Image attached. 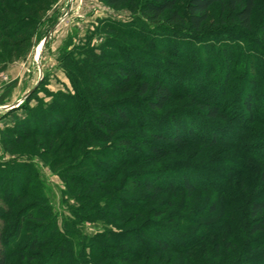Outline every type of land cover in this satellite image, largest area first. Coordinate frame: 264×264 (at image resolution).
Listing matches in <instances>:
<instances>
[{"label":"rangeland","instance_id":"rangeland-1","mask_svg":"<svg viewBox=\"0 0 264 264\" xmlns=\"http://www.w3.org/2000/svg\"><path fill=\"white\" fill-rule=\"evenodd\" d=\"M188 1L177 0L174 7L183 17ZM166 19H145L137 10H113L98 0H0L3 264H122L124 257L123 264H224L237 258L220 251L215 259L213 243H198V235L222 219L230 200L244 209L262 167L250 158L240 161L242 144L232 140L243 117L210 119L202 101L219 96L224 86L223 108L241 104L254 92L252 82L258 99L264 98V0H255L249 29L226 3L213 4L197 31ZM116 25L129 37L108 29ZM124 57L136 79L121 85L125 80L114 67L126 65ZM145 79L149 90L157 82L172 86V99L159 111L149 110L148 97L136 94ZM115 104L133 105L126 107L127 121L115 115ZM97 108L108 110V120L94 113ZM258 127L251 129L264 130ZM212 128L218 130L215 145ZM175 132L185 144L152 139V134L171 139ZM193 137L198 141L190 142ZM120 140L131 145L118 146ZM153 146L164 153H151ZM134 176L139 183L145 178L160 184L169 177L178 185L155 195L133 188ZM181 177L211 189H181ZM171 202L163 216L175 213L170 228L192 237L189 241L178 242L155 227L167 226L152 211ZM240 219L222 228L237 237L238 254L247 244ZM139 230L186 248L159 251L148 241L151 256L132 260L140 252L132 235Z\"/></svg>","mask_w":264,"mask_h":264},{"label":"trees","instance_id":"trees-1","mask_svg":"<svg viewBox=\"0 0 264 264\" xmlns=\"http://www.w3.org/2000/svg\"><path fill=\"white\" fill-rule=\"evenodd\" d=\"M99 2L103 3L105 6L113 9V10H120L123 8L129 9L131 12H137L145 19L149 20H159L162 17L166 15L167 19L166 21L173 24L178 25H184L187 23L188 27L191 30H199L200 27L207 21L208 18V11L210 7L215 3H226V7L229 8L231 11H235L236 18L238 20V23L242 28L249 29L251 22L250 19L252 17V13L255 9V0H189L187 4V14L185 17L178 14V12L174 9L177 0H98ZM117 27L112 28L113 26H105L109 27L110 31L115 32L119 35H122L124 37H129L126 32L123 31V28L119 25H116ZM10 35V34H8ZM7 38H9L7 36ZM134 39V38H133ZM114 53V55H118L116 52V47H110ZM107 55V54H106ZM121 58H119L120 60ZM122 60L126 63L125 64H115V72L122 76L125 80V82L121 85L126 84L127 82H130L132 80L136 79V70L133 69V66H130L128 64V59L124 57ZM139 81V80H138ZM140 85L139 90L136 92V94L139 97H148L147 101H145L144 105L151 110V111H159L161 110L171 99L173 96L172 92V86L169 82L163 81V82H157L153 84L152 89L149 90L148 86L150 85L148 79L139 81ZM252 82V89L254 92H250L247 95L244 96L242 99L241 104H233L229 108L224 109L223 103L225 102V91L226 87L222 88L221 93L219 96H215V98L208 97V99H205L202 101V103L205 105V111L206 115L210 119L214 118H222L225 120H231L234 119V121H240L243 117L244 123H242L236 130L235 135L233 136L234 143L242 144L241 154L243 155L242 159L240 161H243L246 158H250L254 160V165L261 168L260 176L256 178L255 183L250 188V192L252 193L249 198L245 201V207L242 210L240 206H237L239 203H232L230 200V203H228L227 207L225 208L224 215L222 216V219L218 220L215 223L210 224L209 226H203L204 229L200 231V234L198 237H202V239L198 243H202L204 241L209 240L213 243V252L215 259L220 258L221 256L220 251H222V256L226 254L229 255V253L234 252V256H237L236 259L229 261L224 264H251L252 261H263L259 264H264V130H255L251 129L253 125L259 126L258 128L261 129L264 126V120L260 119V116L264 114V98L257 97L255 93V87H257V83ZM195 92V90H194ZM240 97V96H239ZM222 101V102H221ZM133 104V103H132ZM128 105L125 106L115 104L114 105V111L115 115L118 118H121L124 121H127L128 115L126 112L127 108H133L134 105ZM136 105V104H135ZM125 106V107H124ZM113 107V106H112ZM101 113L102 116H104V119L108 120L109 113L108 110L103 111L100 109H95L94 113L96 112ZM236 115H235V114ZM60 116L58 114L53 115V120L59 121ZM189 132H187L189 135L194 136V132L191 128H188ZM214 131V132H212ZM212 134H210L211 138V145H215V138L217 137L216 134L218 133L217 128L211 129ZM231 131L226 132V135H230ZM152 139L158 140V142H172L176 144H185L184 141L180 136L179 132H175L174 137L171 139H168L166 137L160 136V135H154L152 134ZM199 136V137H198ZM194 137H197L201 139V136L195 135ZM193 137V138H194ZM227 138L223 139L222 142L227 141ZM183 140V141H182ZM190 142L198 141L196 138L189 140ZM228 142V141H227ZM17 144L19 141L16 142ZM187 143V142H186ZM245 145L244 147V144ZM118 146H130V141H118ZM151 153H164V151L161 149V147H152L150 149ZM240 154V155H241ZM239 155V156H240ZM248 165V164H247ZM243 172V169H241ZM169 176V175H167ZM145 179V178H144ZM142 183H139L136 178V176L132 177V183L131 185L134 187H143L147 191L153 192L155 195L159 194L163 191H174L177 188L176 182L170 181L169 177H167L165 180V184H160L158 182H150L148 179L144 180ZM180 188L187 190L189 192L196 190V189H202L198 186H194V184L189 180V177H181L180 179ZM211 188H203L202 190H210ZM248 188H245V191ZM213 190V189H212ZM127 190H122L121 196L124 198V193H126ZM127 197V194H125ZM168 204V203H167ZM235 205V206H234ZM173 208L172 202L169 204V206L166 208L161 209H155L152 211V217L153 218H162L161 221L164 226H155L156 228H159L161 234H167L172 233L173 235H176L178 242L179 239H183L185 241H189L192 237L188 236H180V233L177 231V229H173L170 227L175 222V213L174 215L168 214L167 216L165 213L170 209ZM116 208L120 209L118 206ZM216 211V205L212 204L210 207V213H215ZM174 216V217H173ZM242 216V222L243 226H245L246 234H247V244L245 246V249L242 250L243 252L241 254H238V250L240 248H236L235 240L238 241L237 237L231 236V231L226 229H222L225 223H230L233 227L235 219H240ZM226 221V222H225ZM161 223V224H162ZM160 224V223H158ZM237 224V223H236ZM183 231V230H181ZM134 237H136V243L133 244L135 247H138L140 252L135 255V258H131L132 260L139 261L143 257V255H147L148 257L151 256L152 250L150 251L148 241L153 244L155 250L159 251H167V250H177V249H185L186 246H179V244L174 240H165L160 239L155 236H152L149 234V238L145 236L144 232L134 231L132 234ZM131 235H129L130 237ZM196 237V236H194ZM138 238V239H137ZM129 240V239H126ZM122 243V242H120ZM127 245L129 242H125ZM34 244L31 243L30 246H33ZM188 245V244H187ZM149 249V250H148ZM154 250V251H155ZM142 253V255H141ZM233 255V254H232ZM4 258V254L2 255ZM193 256V255H189ZM205 258V257H203ZM194 259V256L191 258ZM259 259V260H258ZM131 260V261H132ZM128 258L124 257L121 260V263H128ZM215 261L208 262L207 264H214ZM0 264H3V260H0Z\"/></svg>","mask_w":264,"mask_h":264}]
</instances>
